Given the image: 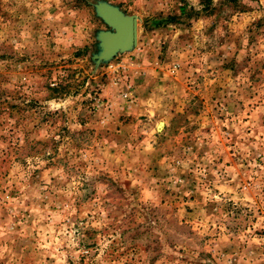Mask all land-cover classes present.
I'll use <instances>...</instances> for the list:
<instances>
[{
  "label": "rangeland",
  "instance_id": "374dc122",
  "mask_svg": "<svg viewBox=\"0 0 264 264\" xmlns=\"http://www.w3.org/2000/svg\"><path fill=\"white\" fill-rule=\"evenodd\" d=\"M0 264H264V0H0Z\"/></svg>",
  "mask_w": 264,
  "mask_h": 264
},
{
  "label": "water",
  "instance_id": "95a60500",
  "mask_svg": "<svg viewBox=\"0 0 264 264\" xmlns=\"http://www.w3.org/2000/svg\"><path fill=\"white\" fill-rule=\"evenodd\" d=\"M111 6L102 5L100 7L101 15L97 10L96 12L110 27L108 30H102L105 34L103 40L105 44L107 43L106 47L109 48V52L114 53L119 49H127V46L134 43L138 33V21L136 15L126 14L116 5L112 4ZM108 38H113V41H108Z\"/></svg>",
  "mask_w": 264,
  "mask_h": 264
},
{
  "label": "bare ground",
  "instance_id": "6f19581e",
  "mask_svg": "<svg viewBox=\"0 0 264 264\" xmlns=\"http://www.w3.org/2000/svg\"><path fill=\"white\" fill-rule=\"evenodd\" d=\"M111 4V3H110ZM109 4V2H107V1H99V2H97L96 3V5H95V7H96V10L98 11V13L101 15V13H102V11H101V13H100V7L102 6V5H105V6H109V7H112L111 5ZM137 21H138V18H137ZM138 26V25H137ZM104 32L103 31H100L99 32V34H98V37H99V40H100V43H99V45H100V47H101V51H100V53L97 55L98 56V60H109V59H111L112 58V56L113 55H115V54H117V53H119V52H125V51H127V50H130V49H132L136 44H137V39H138V33H137V36H136V38H135V41H134V43L132 44V45H130V46H127L126 48L127 49H119L117 52H114V53H110L109 52V48H107L106 46H107V43L105 44L104 43V40H103V37H104ZM108 41H113V38H108Z\"/></svg>",
  "mask_w": 264,
  "mask_h": 264
}]
</instances>
